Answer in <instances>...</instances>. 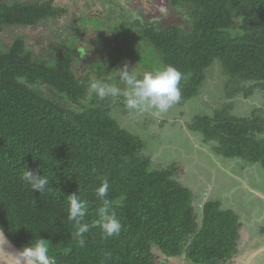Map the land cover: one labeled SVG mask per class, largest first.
<instances>
[{
	"label": "trees",
	"instance_id": "trees-1",
	"mask_svg": "<svg viewBox=\"0 0 264 264\" xmlns=\"http://www.w3.org/2000/svg\"><path fill=\"white\" fill-rule=\"evenodd\" d=\"M170 2L186 6L189 31L144 20L135 8L132 15L119 0L111 1L112 13L106 8L102 15L111 36L126 30L125 38L141 41L163 66L184 74L180 101L199 94L215 61L230 77L229 97L264 90V0ZM63 8L53 0H0V35L68 14ZM89 55L86 62L79 46L56 45L51 56L41 57L18 34L11 46H0V227L19 248L38 236L49 240L55 264H170L181 257L183 264L231 263L239 248L238 215L213 200L198 218L192 192L175 178L181 168L151 167L143 141L113 116L109 98L89 93V84L100 79ZM110 56L105 51L104 60ZM230 111L228 104L212 116H196L191 127L206 141H217L218 153L264 166V139L258 138L264 110L248 117ZM25 167L45 173L50 190L33 192L20 178ZM103 177L109 179L108 198L122 229L106 238L92 228L80 247L67 219L66 197L77 193L88 200L91 223L100 205L95 189Z\"/></svg>",
	"mask_w": 264,
	"mask_h": 264
},
{
	"label": "crops",
	"instance_id": "crops-1",
	"mask_svg": "<svg viewBox=\"0 0 264 264\" xmlns=\"http://www.w3.org/2000/svg\"><path fill=\"white\" fill-rule=\"evenodd\" d=\"M226 84L221 86L206 73L197 96L179 101L175 109L171 107L164 113L151 109L142 111L139 124H132L137 127L129 131L143 141L142 152L150 158L151 167L168 168L176 164L181 168L175 178L192 192L196 210L202 213L207 202L219 201L222 209L232 210L239 217V245L241 241L254 239L256 245L262 246L264 166L244 157L218 153L217 141H206L202 133L191 127L194 117L212 116L228 104H231L230 113L237 117H248L258 108L264 110V93L241 91L229 97ZM217 85L221 86V91L216 89ZM199 105L208 110H200L199 114L196 111ZM258 138L264 139V132L258 134Z\"/></svg>",
	"mask_w": 264,
	"mask_h": 264
},
{
	"label": "rangeland",
	"instance_id": "rangeland-1",
	"mask_svg": "<svg viewBox=\"0 0 264 264\" xmlns=\"http://www.w3.org/2000/svg\"><path fill=\"white\" fill-rule=\"evenodd\" d=\"M6 1L13 2L14 0ZM111 1L114 0H110V2L109 0H53L55 6L59 8L64 7L63 9L67 8L69 13L65 15L61 14L59 18L45 19L35 28L16 27L5 29L0 35V46H8L9 43L11 46L18 34L26 39L29 48L36 55L47 58L52 55L56 45L60 49L62 47L63 50L64 46L73 47L77 45L80 47L83 55L81 58L85 59L86 62L89 60V54L92 53L94 55L92 60L99 67L98 77L101 80H107L112 83H119L116 79L117 73L115 69L121 68L125 63H127L129 70L133 68L134 72L141 75L145 71H154L162 68L163 65L160 62V57L156 52L151 48L143 46L139 40H137L138 43H133L132 40L125 38L124 34L126 30L124 32L118 31V33L111 36L106 23L107 20L102 15V13H106V8L112 13ZM119 1L126 3L125 7L130 10L131 14L134 8L136 11H139V16L144 20L149 22L159 21V26L176 24L182 27L184 31H189L190 17L186 11V6H172L170 0H135L134 3L129 0ZM103 6L104 8L101 9ZM62 39H64L63 42ZM87 46L91 47L88 54V50H86ZM105 51L108 54L111 53L110 59L107 57L104 60L103 55ZM94 58L97 60L94 61ZM109 69L113 70L114 73L109 75ZM206 73L209 74L210 78L216 79L221 86L229 83L230 77L224 74L219 61H215L207 69ZM245 83L248 85L254 84V82ZM220 85L216 87L219 91H221ZM255 91L260 92V94L264 93V90L260 88H256ZM109 100L107 103L111 107L113 116L118 119L123 127L127 126L128 130H135L137 125L132 124H139V115L142 112L127 109L123 103V97L109 98ZM176 104L172 106L173 109H175ZM200 110L206 111L208 109L206 106L199 105L196 107V111L201 114ZM196 214L201 219L202 213L199 210H196ZM259 246V244L256 245L254 239L241 241L236 258L229 264H246L251 252ZM172 259L170 260V264H183V257ZM162 260L165 262V259ZM251 264H264V253L259 254Z\"/></svg>",
	"mask_w": 264,
	"mask_h": 264
},
{
	"label": "clouds",
	"instance_id": "clouds-1",
	"mask_svg": "<svg viewBox=\"0 0 264 264\" xmlns=\"http://www.w3.org/2000/svg\"><path fill=\"white\" fill-rule=\"evenodd\" d=\"M115 71L119 83L97 79L89 84V93L100 100L123 97V103L127 109L141 112L151 109L164 113L181 99L180 84L184 74L173 65H165L154 71H145L141 75L134 72L133 68L129 70L125 63ZM20 178L30 186L33 192L40 194L50 190L49 178L41 170L34 171L25 167ZM110 188L109 179L103 177L95 189L100 205L96 209V219L91 223L86 221L89 210L88 200L77 193L66 197L67 219L74 224L73 235L80 247L85 246V234L92 228L98 227L106 238L120 234L122 223L113 208L112 201L108 198ZM0 233H3L2 230ZM17 259L19 264H55L50 255V241L40 236L22 246L17 251Z\"/></svg>",
	"mask_w": 264,
	"mask_h": 264
},
{
	"label": "water",
	"instance_id": "water-1",
	"mask_svg": "<svg viewBox=\"0 0 264 264\" xmlns=\"http://www.w3.org/2000/svg\"><path fill=\"white\" fill-rule=\"evenodd\" d=\"M0 233V264H19L17 259V251L20 249L4 232ZM261 253H264V245L254 250L249 256L246 264H251L252 261Z\"/></svg>",
	"mask_w": 264,
	"mask_h": 264
},
{
	"label": "flooded vegetation",
	"instance_id": "flooded-vegetation-1",
	"mask_svg": "<svg viewBox=\"0 0 264 264\" xmlns=\"http://www.w3.org/2000/svg\"><path fill=\"white\" fill-rule=\"evenodd\" d=\"M259 248V247H258ZM256 250V249H255ZM252 253V252H251Z\"/></svg>",
	"mask_w": 264,
	"mask_h": 264
}]
</instances>
